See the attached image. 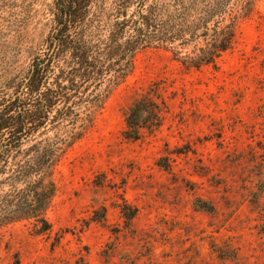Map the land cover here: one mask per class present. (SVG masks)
<instances>
[{
	"label": "rangeland",
	"instance_id": "rangeland-1",
	"mask_svg": "<svg viewBox=\"0 0 264 264\" xmlns=\"http://www.w3.org/2000/svg\"><path fill=\"white\" fill-rule=\"evenodd\" d=\"M53 1L0 0V102L48 52ZM240 14L216 67L163 48L134 55L49 171L50 231L1 226L0 264H264V0ZM146 93L165 101L162 124L128 139L126 113Z\"/></svg>",
	"mask_w": 264,
	"mask_h": 264
},
{
	"label": "trees",
	"instance_id": "trees-1",
	"mask_svg": "<svg viewBox=\"0 0 264 264\" xmlns=\"http://www.w3.org/2000/svg\"><path fill=\"white\" fill-rule=\"evenodd\" d=\"M253 1L54 0L48 52L36 59L21 95L0 102V227L32 219L36 234L50 231L44 214L55 185L49 171L62 145L130 72L137 52L163 48L186 68L216 67ZM158 98L146 93L134 100L125 116L126 138L140 139L143 130L161 126L167 106ZM32 141L26 158L8 170L12 153Z\"/></svg>",
	"mask_w": 264,
	"mask_h": 264
}]
</instances>
